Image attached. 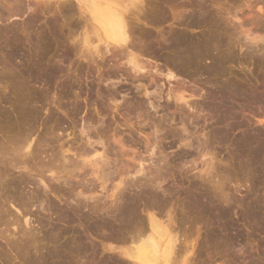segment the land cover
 <instances>
[{
  "label": "rangeland",
  "instance_id": "obj_1",
  "mask_svg": "<svg viewBox=\"0 0 264 264\" xmlns=\"http://www.w3.org/2000/svg\"><path fill=\"white\" fill-rule=\"evenodd\" d=\"M146 1L144 2V5H148L151 3L150 6L148 5L150 9L148 8V6H146V8L144 7V16L142 17V20L143 18H146V20L148 19V22L146 21V23L150 24L148 26L140 25V27H143V30H148L149 32H147L152 34V36L157 39H160V37H171L176 35V33H180V35H182L183 33V35H186L189 38V41L191 43L195 41L194 43H192L193 45L198 43L201 38L207 42L209 39L212 40L216 39L217 37V41H219L220 11L221 13H225V10L227 11V13H230V16L234 13V17L235 15H237L235 21H233L234 17L231 16L232 23L235 22L233 23L234 25L238 26V24H240L242 27L246 28H243V30L240 28L241 31H239V29L237 28L240 34L245 30L246 32L249 30L250 32H248H252L253 37L254 34H256V36H259L261 34V36L259 37L264 36V18L261 19L260 17H258L260 13H257V11H255L257 0H163L164 2H162V0H154V3H152L153 0H149L151 1L150 3L149 1ZM158 3H160L161 5ZM155 5H157L159 9L153 7ZM159 5L161 6V8ZM262 5V9L264 11V4ZM161 9L163 10L159 12V10ZM203 12H206L204 13L206 16H204ZM75 13H77V11H75ZM198 13L199 15L204 16L205 23L198 24L197 22H195L197 21L196 18H200L198 17ZM38 14L39 12L32 14L31 11H26V15L20 16L21 18H19L18 21L12 23L10 21L2 20L0 22V72H3V74L0 73V80L7 76L6 79L4 78V80L2 79L0 81V181H3V183L1 182L2 186H0V207L2 206V204H4V201L7 205H15L16 200L19 202L22 201L25 204V207L27 205L28 209H25L28 210L31 214V228H33L32 232H30L29 234L30 236L32 235L31 238L30 236H27V238H21V241L19 240L21 246L18 245L19 243H16L15 246L9 244V247L6 240L0 238V264H125V262L127 261L125 258L123 260V257L119 255V249L111 251L108 249V247L116 246V248L112 247L111 249L120 248L122 246V244L119 242L120 238L122 240V238H126L128 234L125 235L123 233V235L122 232H117L116 235L115 233H112L111 231L106 229V227L103 229V225L105 224L104 222L106 220L110 221V219L105 215V210L107 209L110 201L109 199H105L106 197L104 196L107 195L106 193L109 194L111 190V184L109 182L107 183V186H105L107 187L105 188L106 190L109 188L106 192L104 191L105 189L101 190L102 188L100 187V185L98 186V184L100 183L95 182L97 186L95 185V183L92 184V186H95L93 188L95 192V198H92V201L89 199L86 200V198L82 196V198H78L76 196L81 187H76L79 185L76 183L77 180L75 181V179L71 181L72 183L74 182V185H72L71 182L70 184L67 183L66 185L62 182H50L48 185L46 184L48 190L51 193H48L47 196H44V194H42L44 192L42 184L40 186L39 183V187H37L36 185L31 183V181H33L31 180L32 178L29 179L31 181H29L28 178H25L27 182L24 181V185V183L19 182L20 180L18 178V170L11 169V167H9L10 165L8 164L9 162H15L14 158L12 157L13 153L11 152V149L13 150L14 147L13 145H11V143L13 142L12 139H20L18 135L21 133L20 131L25 132L23 133L25 134V136H28V134L30 135V131H33V136H31L32 134L30 135L32 137L31 145L34 149V153L36 154L33 153V162L32 159H30V164L28 165L30 166V168L34 166L37 169L39 163H41L38 160H41L42 163L43 160H45L46 162L44 161L43 164L47 163V160H49L48 158L50 156L49 154H51V152H49L48 150L54 149L51 143L52 139L49 140L51 137L57 138L58 136L59 138V135H61L60 137L63 139H71L72 136L66 138L67 134H69L70 132L68 130H65L66 128H70L73 124V126L77 127L76 134L78 135L79 131L77 130L81 129L84 125V120L82 119H84L85 116L88 115H92V117L94 116V119L95 117L97 119L96 115L100 114V112L103 116L102 117L100 114L102 118V120L100 119V124L102 126L101 130L102 128L104 129V131L102 130L104 133L103 135L106 136L105 139H107V142L111 145L110 149L111 147L114 148V146H116L113 140H116L121 136L118 139H123L128 143L134 142L135 146L133 147H136V152L141 157V159L143 158V165L141 164V166H138L139 169H142L141 172L143 173L133 176L131 180H134V178H140L139 180L142 181V183L145 180L151 181L153 187L156 186V183H158V186L160 184L159 188L161 189H159V191L157 190V195L159 199H163L162 203L166 204L164 207L165 210L170 209L171 213L172 210L175 211L173 213V216L176 218V232H179L178 234L180 235V240L182 242L185 241V243L183 244H193L194 253L197 252V256L196 254L195 256L199 257V259L202 258L201 261H198V258L195 257V259H191L190 264L193 262H197L196 264H202V262L203 264H220L222 262L225 263L224 258L226 259L225 264H246L248 261L249 263L247 264H253V261L256 260V257L264 258V125H262L264 124L262 120L264 119V61L261 60L262 58H259L261 57L262 53L257 52L259 53L257 54L253 52L254 56L252 57V53L251 55L249 54L251 56L250 57L247 54L245 55L244 52H239V50L237 51L236 49L232 62L226 65L228 68H226L227 74L226 77H224L226 80H230L232 82L234 81L235 83L237 82V84L240 85L242 84L243 87H246L251 91H255L256 89L257 93L251 92L256 95L253 103L249 104L248 102H246L245 104V102L243 101L234 102L232 104L233 109L231 110V117L229 116L224 120L221 113L222 105L220 104V84L223 83L220 79V63H218V71L212 73L211 75L206 73V70H204L207 69L208 66H212L211 62H214V57H217L216 54L220 53V50L214 51L213 49V52L206 54H210L209 56L204 55L205 57L201 61V68L199 70H196L194 66H191L187 68V71L184 70V72L175 73L177 77L169 81H167V79L163 76L161 77L155 74V68L156 70H162L161 68H163V62L161 60H154L153 58L150 59L149 57H140L139 62H142L143 65L145 64L146 70L150 71L156 87L155 88L153 84V88L149 89L148 95L146 97L144 96V91L141 88L138 89L139 84L133 82L132 79H130L131 77L127 79L126 76H122L121 79L119 78L117 80H112L113 82L111 80H108L106 82L105 79H107L108 75L116 70L114 68L113 62L109 60V55L106 56L103 61L99 58H94V63L92 62V60H90L92 63L90 61H88V63L85 60L78 59L79 57L77 58L73 53H71V50L73 48V41L70 40H72L73 37L76 38L75 35H77V40L75 39L77 41L75 46L78 42L80 43L81 37L80 35H78L80 31L77 34L74 33L72 38H69V36H72V33L71 31H68V24L66 26H62L59 25L60 22L58 21V25H55L56 22H53L52 13L50 14L52 15V17L49 16V14ZM77 14L75 15V18H77ZM245 14L247 16H245ZM262 15L264 16V14H261L259 16L263 17ZM249 16H251V19ZM254 16L257 17L255 18ZM35 17L38 19H36ZM215 18L218 20H215ZM258 18H260V20H257ZM33 19L35 21L37 20L36 23L33 21ZM238 19L244 21L241 22ZM210 20L213 22H211ZM261 20L263 22H261ZM194 22L196 23L195 25L193 24ZM49 26H52L53 30L52 28H50L51 30L48 29ZM213 30L216 32L218 31V34ZM259 30L262 31L260 32ZM69 32L71 33L70 35ZM40 34L42 42H39L40 37L38 38V36H40ZM66 38L69 39L67 40ZM89 39L94 40L95 38L89 37ZM89 43H93V45L96 44L95 40L94 42L90 40ZM76 47H80V45H77ZM68 48H70L71 50ZM101 48L102 46L100 47V49ZM255 54L260 56L256 57L257 55ZM219 55L220 54H218V56ZM240 55L243 57H241ZM95 65H97L98 67ZM126 69H128V67H126ZM129 72L133 77L134 73L132 71ZM23 74H25L26 76ZM21 75L23 77H21ZM48 77L50 78L47 83ZM7 79H9L10 81ZM179 89H181L180 91L184 92L188 104L185 107L183 106V113L179 110L178 107V105L180 106L181 104L176 105L175 102L172 99H169V97L167 96V92H169V90L179 91ZM119 92L120 94L117 96V102L122 104V107L119 111H113V105H111L112 103H110L109 101L111 98L110 95H115ZM145 99H149L151 100L150 102H152L154 105L159 106L157 108L158 111L156 110V115H150V117L146 118L143 115L144 110H141L144 108L139 109L137 107L138 102L145 103ZM74 102L77 103V105H80L78 109L73 106L76 105L74 104ZM167 104H169V106L171 107H169V110L171 109L170 111L164 109L166 107L165 105ZM36 111L38 113H36ZM153 111L154 110H152L151 113H153ZM73 113L77 116L73 115ZM38 116L39 118H37ZM182 116H185V118ZM70 117L72 118V120ZM137 117H139L140 119ZM220 119L222 122L220 121ZM223 120L226 122H224ZM151 123L156 124L155 126H157V129L160 130L155 137L163 140L161 141V143L163 142L162 147L164 149L162 148L160 150L162 152L160 159L162 158V162L166 163V168L164 169L165 171L163 170V172L165 173L164 181L157 182V180H153V174L148 171L151 168L156 169L154 165L157 164L156 161L159 155L156 148L154 149V153H156L157 155L152 156L150 154H146L144 151L143 143L146 141V134L149 133V127L152 125ZM231 125L232 127H235H233V132L230 131V138L228 137V140H230L226 141L227 139H225L224 142L225 137H223V139L221 138V133L224 131L220 130H224L227 126L230 127ZM28 127H30V131L28 129V132L30 133L25 131ZM11 131L13 133L11 134V136H9ZM46 131L51 132L48 133V135L50 134L51 136H46ZM15 132H17L18 134ZM14 134L16 137L13 136ZM21 134L20 136H22V139L25 136ZM53 134L55 137L52 136ZM186 136L189 137L187 138V141L191 140V143L194 142L192 144V147L190 148L180 144L181 142L179 141V138H186ZM37 139L42 140L40 142ZM45 139H47V142L45 141ZM236 139H249L252 141V151H254V154L257 152V157L255 158V155L253 157L256 159V162H253L252 154L251 157L249 156V145L244 144L246 152L243 151V153H245V155L243 153H238L235 150L236 147L234 148V146L236 144ZM48 142L52 146L48 144ZM170 145L172 147H169ZM96 146L97 145H95V147ZM97 148L100 150V145L97 146L96 149ZM36 149L37 151H39V154H37V151L35 152ZM115 149H118L117 146L115 147ZM43 150H45V152L49 154L45 155L46 153ZM198 150H201L200 152H203L205 157L196 159L194 162L195 164L186 163L191 158L186 159V161L185 158L182 157L183 154L185 152H192L197 154V152H199ZM111 153L107 158L111 157L113 160L116 159V157L114 156V158ZM36 155H38L37 157H41L37 158ZM45 156L47 159H45ZM111 158L110 160L108 159V164H110L108 167L110 168L111 166L112 170L113 168H115V164L119 165L120 161H123L124 159H120L119 157L117 159V161L119 162L114 161V163ZM210 158H212V161H210L212 163H210L212 168L209 166L211 168V170H209V173L211 174H209V176L207 177L203 175V179L206 180V183L203 179H197L198 177L196 176H200V173L198 175V172H200V170L204 173V171L210 169H207L206 166V163L209 162ZM12 159L14 161H12ZM97 159L99 160V158ZM103 159H105V156L103 157ZM257 159L259 160V162H257ZM124 160L126 161L127 159ZM249 160H251V162ZM152 161L154 162L152 163ZM162 162L161 165L164 164ZM5 166H8L10 170L8 171ZM148 166L151 167L149 168ZM135 167L134 172L138 169L137 167L135 169ZM33 168L32 170L34 171L35 168ZM5 169L7 170L5 171ZM153 169L151 170L153 171ZM115 170H117V168H115L114 171ZM4 173L6 174L5 176L3 175ZM46 176L48 177V175ZM221 176H223V178ZM257 178L260 179L258 180ZM224 180L225 182L228 181L226 184L229 185L226 186L225 182H223ZM18 183L23 184V186H19ZM219 183L222 186L221 188H219L220 185L218 186ZM163 188H168L165 191H167L166 193L169 194L162 192L161 190H163ZM38 189L39 192L37 191ZM71 189L73 190V192ZM136 190L131 189V192H127V196L133 197L135 196L134 194L140 193L141 189ZM142 191L143 193H145V188L144 190L142 189ZM35 192L38 193L37 195H39V200L37 199L38 196H36V198L34 197L36 194ZM198 193L199 195H201V197L198 196L200 198H204L205 196L204 201L202 199L200 201V204L202 203V206L205 205L206 207V209L202 207L203 210H206L205 212L202 210L204 214L202 212L191 213V211L188 212V210L185 208V205L190 201L189 199L192 200L195 194L198 195ZM99 196L101 197L99 198ZM225 196L226 198H229V203L225 201L222 202L223 199H225ZM7 197L8 199L6 200ZM102 197L105 198L103 199ZM220 197L223 198L222 201H220ZM9 198L12 199L10 200ZM28 199L30 202L28 201ZM36 199L42 202L41 207L38 202L33 203V201H36ZM93 199L95 203H93ZM205 199H207L206 201H208V203L205 201ZM97 200H99V203L96 202ZM150 201L151 200H148V198L146 199L144 197V201H141L137 206V212H139V214H141L140 216H142L143 218H145V215L143 212H140V208L142 206L141 209L144 210V204L149 203ZM78 202L79 204H82L80 207H77ZM96 203L99 204L97 205L98 209L95 208ZM220 203L222 205L223 203H225L223 206H226V203L229 204L230 213H228V217L222 218V216H220ZM211 205L213 208L211 207ZM4 207L11 208L5 205ZM89 207L92 209L94 208L93 210L95 212L96 210L99 211L100 209L103 213L99 211L100 213L97 212L98 214H96L92 209H89ZM101 207H103L104 210ZM170 207H172L173 209ZM91 210L93 214L90 213ZM13 212L15 213V211L12 210V213ZM21 212L24 211L21 209ZM15 216L17 217V215ZM19 216L21 217V215H18V217ZM225 218L227 219V221ZM228 220H231L230 224ZM99 221L102 223L99 224ZM231 224H233V226ZM100 226H103L101 227L102 229L100 228ZM2 228L3 226H0L1 237L3 235ZM98 228L100 229L98 230ZM33 234L36 235L33 236ZM113 234L115 235L113 236ZM101 235L103 237H101ZM111 237L112 240H110ZM113 237H115L114 240ZM28 238H30L31 240ZM23 239H25L24 242L22 241ZM26 239H28V243L26 242ZM224 240L226 242H230L226 243L224 242ZM205 241L211 242L208 244V242ZM214 242H217L218 244L216 243L214 245ZM29 243H33V245L37 244V250L35 249L34 251V248L32 249V247H35V245L32 246L30 244V246ZM206 243L208 245V249L206 247ZM221 243L222 245H224L222 246ZM210 244L212 245V247L209 246ZM203 245L205 246L203 247ZM205 247L208 251H206ZM213 247L214 249H212ZM29 248L31 250H29ZM123 248H125V246H123ZM224 249L226 251H224ZM209 257L211 258L208 259ZM245 257L248 259H246ZM252 257L255 259L252 260ZM128 262L130 263L131 261ZM128 262H126V264H129ZM262 262L264 264L263 259H261V262L259 263L262 264Z\"/></svg>",
  "mask_w": 264,
  "mask_h": 264
},
{
  "label": "bare ground",
  "instance_id": "obj_2",
  "mask_svg": "<svg viewBox=\"0 0 264 264\" xmlns=\"http://www.w3.org/2000/svg\"><path fill=\"white\" fill-rule=\"evenodd\" d=\"M145 1L146 0H0V22L2 20L3 21H5V20L6 21H10L12 23L15 22V21H18L19 18H21L20 16L26 15V11H31L32 14H34L36 12H39V14L41 13L43 15H45V14L48 15L49 14V16H51V17L53 15L52 18H53V22L54 21L56 22L55 25H58V21L61 23V24L59 23V25H62V26H66L67 24L69 25L68 26L69 27L68 31H71V33H72L71 34L69 32V35L70 34L72 35V36L68 35L69 38L70 37L72 38L74 33L77 34L80 31V33L78 35H80L81 39H80V43L79 42L77 43V45H80V47H76L77 45L75 46V44L77 42L76 41L77 40L76 39L77 35H75L76 38L73 37L72 40H70V41H73L72 50L70 48H68V49H70L72 51L71 53H73L75 55V57H77V58L79 57L78 59H82V60H85L87 62L92 60V62H93L94 58H99L100 60L103 61V59L106 56L109 55L108 56L110 58L109 60L111 62H113L114 68L116 70L113 71V73L111 72V74H109L108 77L106 76L107 79H105V81L107 82L108 80L112 81V80H117L119 78L121 79L122 76H126L127 79L131 77L130 79H132L133 82H136L137 84H139L138 85L139 86L138 89L141 88L144 91V96H146V97L148 95L149 89L153 88L154 80H153V78L151 76L150 71L146 70L145 64L143 65L142 62H141L142 64L139 62L140 61L139 60L140 57H143V58L149 57L150 59L153 58L154 60H156V59L161 60L163 62V68H161L162 70H160V69L156 70V68H155L154 69L155 74H157L158 76H161V77L163 76L164 78L167 79V81H169V80L175 79V77H177L175 75V73L184 72V70L187 71V68H189L191 66H194L196 70H199L201 68L200 64H201L202 59L205 56H209L210 55V54L209 55H206V54L213 52L212 51L213 49H214V51L215 50H220V53H218V51H217V53L220 54V55L218 56V54H216L217 57H214V60L212 59L214 61V62H211L212 66L211 67L208 66L207 69H204V68L203 69L206 70V73L211 75L212 73H215V72L218 71V65H219L218 63H220V67H219L220 68V79L223 82L222 84H220V104L222 105L221 106L222 107L221 113H222V116H223L222 118L225 120V118H227V117H229L231 115V110L233 109L232 104L234 102L243 101V102H245V104H246V102H248L249 104L253 103V101L255 100L256 95H254L251 92H256L257 93L256 89H255V91H251L248 88L243 87L242 84H241L242 85L241 86L240 84H237V82L235 83L234 81L232 82L230 80H226L224 77H226V74H227V71H226L227 66L226 65L230 64L232 62L233 57H234V52H235L236 49H237V51L239 50V52L240 51L244 52L245 55L246 54L247 55H249V54L251 55L253 52H255V53L261 52L262 55L259 58L260 59L262 58L261 60L264 61V36L259 37V36H261V34L259 36L258 35L256 36V34L253 33L254 34V37H253L252 32L249 33L250 31L248 29L247 30L249 32L248 31L246 32V30H245V31H243L241 33L242 34L241 35L240 32H239V31H241L240 28L243 30L244 27H242L240 24H238V26L234 25L233 23H235V22L232 23L231 19H232V17H234L235 13L232 14L231 15L232 17H231L230 13L229 12L227 13V11L225 10V13L223 11H222L223 13H221V11H220V18H219L220 19V29H219L220 30V40L218 39L219 41H217V37L216 36H215L216 39H212V40L209 39L210 41L208 39H206V40L209 41V42L207 41L208 43L206 41H204L202 38L200 40L198 38L199 42L193 45L192 43H194L195 41L191 43L189 41V38L186 35H183V33H182V35H180V33L179 34L176 33V35L173 34L174 36L170 35L171 37H160V39H157V38H154L152 36V34L148 33L149 32L148 30L145 29L146 30L145 31V30H143V27L142 28L140 27V25H144V26L147 25L148 26L150 24V23L149 24L146 23V21L148 19L146 20V18H143V20H142V17L144 16L143 15L144 7L146 8V6H148V5L150 6V4H151L150 2L152 0L151 1L147 0L146 1V2L149 1L150 4H148V5L147 4L144 5ZM263 1H259V0L256 1V7H255L256 10L255 11H257V13L259 12L260 13L259 15L264 14L263 13L264 11L262 9V6H263L262 4H264ZM162 2H164V1L162 0ZM152 3H154V0H153ZM158 4H160V3H158ZM149 6H148V8L150 9ZM253 6H255V5H253ZM153 7L159 9L157 7V5H155ZM153 7H152V10H153ZM160 8H161V6H160ZM162 10L163 9L159 10V12L162 11ZM75 11H77L78 14L75 13ZM206 12H203V14L206 13ZM51 13H52V15H50ZM163 13H164V11H163ZM200 13H201V10H200ZM76 14H77V18H75ZM160 14H159V16H160ZM259 15H258V17H260L261 19L264 18L263 15H262L263 17H261ZM33 16H35V15H33ZM204 16H206V15L204 14ZM204 16L203 15L201 16L198 13V17H200V18L199 19L196 18L197 21H195L196 19L194 21L197 22L198 24L199 23L203 24V23H205L204 22L205 21ZM245 16H247V15L245 14ZM164 17H165V15H164ZM236 17H237V15H235V17L233 18V21H235ZM249 17L251 19V16H249ZM244 18H246V17H244ZM260 18H258L257 20H260ZM36 19H38V18H36ZM246 19H248V18H246ZM215 20H218V19L215 18ZM33 21L36 23L37 20L35 21L33 19ZM239 21H241V20H239ZM242 21H244V20H242ZM263 21L261 20V22H263ZM149 22H151V21H149ZM195 22L193 23L194 25L196 24ZM211 22H213V21H211ZM154 23H156V22H154ZM50 28H52V26L48 27V29H50ZM237 28L239 29V31L237 30ZM216 29H217V27H216ZM244 29H246V28H244ZM52 30H53V28H52ZM2 32H4V31H2ZM214 32H216V31H214ZM89 34H90V36H89ZM39 37H40L39 42H42L41 41V34H40V36H38V38ZM89 37L90 38L91 37L95 38L94 39L95 43H96L95 45H93V43H89L90 40L94 42V40L93 39H89ZM99 45H100V47L102 46V48H104V49H102V48L100 49ZM102 50H104V51H102ZM257 54H259V53H257ZM257 54H255V55H257ZM216 55H214V56H216ZM253 56H254V53H253L252 57ZM258 56H260V55H257L256 57H258ZM241 57H243V56H241ZM95 66H97V65H95ZM126 67H128V69H126ZM129 71H132L134 73L133 77L130 75ZM0 73L3 74V72H0ZM23 75H25V74H23ZM6 77L7 76H5L4 78L6 79ZM21 77H23V76L21 75ZM4 78H2V79L4 80ZM49 78L50 77H48L47 83L49 81ZM223 79H224V81H223ZM7 80H9V79H7ZM208 82H209V80H208ZM154 87H155V84H154ZM180 90L181 89H179V91L178 90L177 91L176 90L175 91H170L169 90V92H167V96L169 97V99H172L175 102L176 105L181 104L180 106L178 105V107H179V110L183 113V109H184L183 106L185 107L188 104H187V99H186V97L184 95V92H182ZM114 92H115V90H114ZM119 94H120V92L115 94V95L114 94L110 95L111 98H110L109 101H110V103H112L111 105H113V108H112L113 111L114 110L119 111L120 108L122 107V104L117 102V98H118L117 96ZM167 100H168V98H167ZM150 101L151 100L147 99L145 101V103L144 102H138V104H137L138 105L137 107L139 109L144 108V109H141V110L142 111L144 110L143 111V115L146 118L150 117V115H156L157 114L156 110L159 107L158 105L156 106ZM81 102H82V100H81ZM72 104H73V102H72ZM74 104H76V105H73V106H75L76 109H78V107H80V105H77V103L74 102ZM165 106L166 107L164 109L165 110H169V107H170L169 104H167ZM246 108H249V107H246ZM259 109H261V108H259ZM152 110H154L153 113H151ZM36 113H38V112L36 111ZM96 113H99V112H96ZM100 114L102 116L101 112H100ZM100 114L96 115L97 119H96V117L94 119L93 118L94 116L92 117L91 114H90L91 116H89V115L85 116V118L82 119V120H84V122H83L84 125L82 126L81 129L77 130V131H79L78 135L76 134L77 133L76 132V128L77 127L73 126V124H72V126L70 125L71 126L70 128H66L65 127L66 128L65 130L70 131L69 134H67L66 138H69V137L72 136L71 139H69V140L61 138L60 137L61 135H59V138H58V136L56 138L54 136V134L52 136L55 137V138H52V137L50 138L49 137L50 138L49 140L52 139L51 143H52L53 146L49 142H48V144H50L54 149H51L52 151L48 150L49 152H51V154L45 152L46 149L43 150L46 153L45 155H47V154L50 155V156L48 155L49 156V158H48L49 160H47V163H45V164H43L45 160H43V163H42L41 160H38L42 164L38 162L40 166L38 165L39 168L37 167V169L33 165L32 166L35 169L33 167L30 168V166L28 165V164H30L29 160L34 158L33 155L36 154V153H34V149H33L32 145H31V139H32L31 136H33V133H32L33 131H30V129H29L30 127H28L27 130H25V131L28 132V129H29V131L31 133L30 132H28V133H30V135L32 134L31 136L29 134H28V136H25V134H23L25 132L20 131L22 134L20 132L19 133L21 135L25 136L22 139H21L22 136H20V134L15 132V133H17L19 135V138L21 140L20 139H16V140L12 139L13 142L11 140V142L13 144L11 142L10 143L14 147V148L11 147V148H13V150L11 149V152L13 153L12 157L14 158L15 162H13V163L9 162L8 164L10 166L9 165L8 166L11 167V169L18 170V173H19L18 174V178L20 180V181L18 180L19 182L24 183V181H26L25 178L26 179L28 178V180L30 178H32L31 180H33V181H31V180H29V181H31V183H33L37 187H39V185L41 186V184H42L43 188H44V192L42 194H44V196H47L48 193H51L48 190V187H47V185L50 182H57V183L58 182L59 183L62 182L63 184L66 185L67 183L70 184V182L75 179V181L77 180L76 183L79 185V186H76V187H81L80 191L76 194V196L78 198L82 196V197H85L86 200L89 199V200L92 201V198H95V196H94L95 192L93 190V188L95 186H92V184L95 183V182L96 183L98 182V183H100V184H98V186L100 185V187L102 188L101 190H104L105 188H107L105 186H107V183L109 182L111 184V190H110L109 194L106 193L107 195H104L106 198L105 197H102V198L103 199L104 198L105 199H109V201H110L107 209L105 210V215L110 219V221H108V220L105 221L104 220L105 221L104 222L105 224L103 225L104 227L100 226V228L103 227V229H104L106 227V229H108L112 233H115L116 235H117V232H122V234L124 233L125 235L126 234H128V235L126 236V238L122 236L124 238V239L122 238V240L120 238L119 242L122 244V246H121L122 248L120 247L121 249L120 248L114 249V248H116V246L115 247L112 246V247H114L113 249H111L112 247H108V249L111 250V251L119 249L118 250L119 251V255L123 257V260L125 258L127 260L126 262L131 261L130 263L128 262L129 264H131V263H133V264H190L191 259H193V258L195 259V257L197 256V254H196L197 252L194 253L193 244L192 245L187 244V243L183 244V243H185V241L183 240L184 242H182L180 240V235L178 234L179 232H176V229H177V226H176V223H175L176 222L175 221L176 218L173 216V213L175 211L172 210V213H171L170 209L169 210L168 209L165 210L164 207H165L166 204L162 203L163 199H159V197L157 195L159 189H161V188H159L160 184L158 186V183H156V186L153 187L151 181L145 180L142 183V181L139 180L140 178H134V180H131L133 176H136L137 174L140 175V173H143V172H141L142 169L138 168V166H141V164L144 163L143 162V158L141 159V157L136 152L137 151L135 149L136 147L135 148L133 147V146H135V143L134 142L128 143V142H125L123 139H118L121 136L118 137L117 139L114 138L116 140H113L118 149L116 150L115 149L116 146H114V145H113L114 148L111 147V149H110L111 145L107 142L108 140L105 139L106 136L103 135L104 134L103 133L104 129L102 128L103 131L101 130L102 126L100 124L101 123L100 119L102 120V118H101ZM73 115H75V114L73 113ZM75 116H77V115H75ZM51 117H53V116H51ZM182 117L185 118V116H182ZM37 118H39V116ZM137 118H139V117H137ZM36 120H38V119H36ZM71 120H72V118H71ZM262 120L264 122V119H262ZM47 121H49V120H47ZM220 121H221V119H220ZM232 121H233V119H232ZM142 122H144V121H142ZM224 122H226V121H224ZM229 124H231V123H229ZM155 125L156 124H152L149 127V133L147 132L148 134H146L147 135L146 136V141L143 143L144 144L143 147H144V151H145L146 154H150L152 156L153 155H157L156 153H154V149L155 148H156V150H157V152L159 154L158 157H157V161H156V163H157L156 165L157 166L154 165L156 167V169L151 168V169H153V171L151 169H149V170L147 169L151 174H153V177H152L153 180H157V182H158V181H164V179H165V177H164L165 173L163 172V170L166 168V165H165L166 163L162 162L163 161V160H161L162 158L160 159V156L162 155V152L160 150L163 148L162 147L163 146L162 145L163 142L161 143V141H163V140L159 139L158 137H155L156 134L160 131V130L157 129L158 127L155 126ZM262 125H264V124H262ZM104 127H106V126H104ZM233 127H235V126H233ZM233 127L231 125L230 127L227 126L224 130H220V131H224V132L221 133L222 134L221 138L223 139V137H225L224 138V142H225V139H227L226 141L230 140V139L228 140V137H229V134L231 133L230 131H232L234 129ZM68 131H66V132H68ZM46 132H45L46 136L48 135V133H51V132H47V133ZM12 133L13 132L11 131L9 136H11ZM26 135H27V133H26ZM13 136H15V134ZM48 136H51V135L49 134ZM187 138H189V137L186 136V138L185 137L184 138L183 137L179 138V141L181 142L180 143L181 145H184V146L190 148V147H192V144L194 142L191 143V140L187 141ZM9 139H11V138H9ZM47 139H45V141ZM249 139H244V140H242V139H238L237 140L236 139V144H235L234 148L236 147L235 150L238 153H243V151L246 152L244 144H247V145L250 146V147L248 146V148H250V151H249L250 155L249 156L251 157V154H252V158L254 157V155H255V158H256L257 157V155H256L257 152L254 154V151H252L251 145L253 143ZM37 140H39V139H37ZM37 140H35V141H37ZM41 140H39V141L41 142ZM45 141H42V142H45ZM196 143H198V142H196ZM95 145H97V146L100 145L101 149L100 150L98 148L96 149L97 146L95 147ZM198 146H197V148H198ZM169 147H172V146L170 145ZM36 151H37V149L35 150V152ZM200 151L197 152V154L196 153H192V152H185L184 154L182 153L183 154L182 157H184L185 160L191 158L186 163H188V164L192 163L193 164L196 159H199L201 157H205L204 153L200 152ZM261 151H262V149H261ZM38 152L39 151H37V154H39ZM41 153H40V155H41ZM110 153L113 155V157L114 156L116 157V159H114V160L110 157L111 160H113V162L114 161L115 162H119V161H117V159L119 157H120V159H122V158L127 159L126 161L124 159H123V161L121 160L119 165L115 164V168H117V170H115V171H117V172L114 171L115 168H113V170H112L111 166H110L111 169L108 167L110 165V164H108L109 163L108 159L110 160V158H107V157H108V155L110 156ZM142 153H143V151H142ZM258 153H260V152H258ZM195 154H196V156H195ZM243 154L245 155V153H243ZM206 155H207V153H206ZM37 156L38 155H36V157ZM104 156H105V159H103ZM40 157H37V158H40ZM42 158H43V156H42ZM97 158H99L100 161ZM255 158H253V162H256ZM45 159H47L46 156H45ZM14 160L12 159V161H14ZM251 160H249V161L251 162ZM210 161H212V158H210L209 162L206 163L207 169L211 167L212 163ZM32 162H33V159H32ZM153 162L154 161H152V163ZM161 162L164 163V164L161 165ZM257 162H259V160ZM238 163H240V162H238ZM238 163H237V165H238ZM117 165H118V167H117ZM8 166L7 167L5 166V168H7L8 171H9L10 169L8 168ZM135 166L139 170L137 169L134 172V167ZM113 167H114V165H113ZM136 167H135V169H136ZM148 167L150 168L151 166H148ZM32 168L34 169V171L36 173L32 170ZM211 168L208 169V170L204 169V170H207V171H204V173H203V171L200 170V172H198V175L200 173V176H196V177H198L197 179H203V175H205L206 177L209 176V174H211V173H209L210 172L209 170H211ZM7 169H5V171ZM234 169H235V167H234ZM235 171H236V169H235ZM114 172H115V174H114ZM33 174H35V175H33ZM3 175L5 176L6 174L4 173ZM32 175H33V177H32ZM46 175H48V177ZM257 175H259V174H257ZM221 177L223 178V176H221ZM212 178H213V176H212ZM2 179H3V177H2ZM203 180L206 182L205 179H203ZM1 182L3 183L2 180L0 181V183ZM13 182H15V181H13ZM223 182H225V180ZM227 182H225V184ZM2 183H1L0 186H2ZM21 183H18L19 186L20 185L23 186V184H21ZM31 183H29V184H31ZM73 183H72V185H74ZM96 183H95V185H96ZM24 185H25V183H24ZM219 185H220L219 188H221L222 186H221L220 183L218 184V186ZM227 185H229V184H226V186ZM144 188H145V193H143V191H142V189L144 190ZM12 189H14V188H12ZM131 189H133V190L141 189V190H140V193H136L135 192L136 193V194H134L135 196L130 197V196H127V194H128L127 192H129V191L131 192ZM166 189H168V188H166ZM166 189L163 188L164 191L163 190H161V191L166 193L167 192V191H165ZM107 190L105 189L104 191L106 192ZM37 191L39 192V189ZM72 192H73V190H72ZM235 193H237V192H235ZM37 194L38 193H36L34 197L36 198V196H38L37 199L39 200V195H37ZM166 194H169V193H166ZM132 195H133V193H132ZM220 195H222V194H220ZM73 196H74V194H73ZM195 196H197V197H195ZM195 196L194 197L192 196L193 199L192 200L189 199L190 201L189 202L187 201L188 203L186 202L187 204L185 205L186 206L185 208L188 210V212L191 211V213L192 212H199V213L202 212L203 213V211L205 212L206 210H203V208H202V207H204L206 209V207L204 205L205 202L203 204L204 206H202V203L200 204L201 199L204 201L205 196H204V198H200L201 195H199V193H198V195L195 194ZM198 196H200V197H198ZM100 197L101 196H99V198ZM144 197L146 199L148 198V200H151L149 203L144 204V210L141 209L142 206H141V208L139 207L140 210H141L140 212L144 213L145 216L144 215L143 216L145 218L140 216L141 214H139V212H137L138 211L137 210V206H138V204L141 201H144ZM202 197H203V195H202ZM221 197H223V196H221ZM221 197H220V199H221L220 201H222V199H223ZM81 198H80V200H81ZM227 198L225 196V199H223L222 202L225 201V202L229 203L230 200H229V198L228 199ZM7 199H8V197L6 198V200ZM9 199L11 200L12 198H9ZM37 199H36V201H33V203L34 202H38L40 207H41L42 202L38 201ZM96 199H97V197H96ZM206 200L207 199H205V201ZM28 201H29V199H28ZM93 201H94V199H93ZM231 201H233V200H231ZM0 202H1V200H0ZM79 202H78V206L77 207H80L82 205V204H79ZM96 202L99 203V200H97ZM206 202L208 203V201H206ZM3 203L4 204L1 203L3 207L2 206L0 207V226H3V228H2L3 231L1 230L3 232V235L1 234L2 237L0 236V238L5 239L7 244H8V246H9V244L12 245V246H15L16 243L17 244L19 243L18 245H20L21 244L20 243V241H21L20 239L21 238H27V236L29 237L30 236L29 235L30 232H32L33 228H31L32 227L31 226L32 225V221H31L32 217H30L31 214L29 213L28 210H26V209H28L27 205L25 207L24 206L25 204L22 201L19 202V201L16 200L15 205H12V204H8L7 205V204H5L6 203L5 201ZM93 203H95V201ZM97 203H96V206L99 205ZM209 203H211V202H209ZM228 203H226V206H223L225 203H223V205L222 204L220 205V211L219 212H220V216H222V218L223 217H228V213H230V206H229ZM4 205L8 206V207H11V208H5ZM96 206H95V208L98 209V206L97 207ZM211 207H212V205H211ZM101 208H103V207H101ZM170 208H172V207H170ZM11 209L13 211H15L16 214L14 212L12 213ZM21 209L24 212H21ZM89 209H92V208L89 207ZM92 210H91L90 213H92ZM103 210H104V208H103ZM99 211L101 212L102 210L99 209ZM99 211L96 210V212L95 211L94 212L96 214H98L97 212H99ZM101 213H103V212H101ZM14 214L17 215V217ZM18 215H21V217L20 216L18 217ZM75 215H77V214H75ZM102 215H104V214H102ZM207 215H208V213H207ZM209 216H210V214H209ZM60 221H61V219H60ZM226 221H227V219H226ZM230 222H231V220L229 221V224H230ZM100 223H102V222L99 221V224ZM231 225L233 226V224H231ZM228 226H227V228H228ZM93 227H94V225H93ZM100 228H98V230ZM99 234H100V232H99ZM115 234H113V236ZM35 235L33 234V236H35ZM103 235H105V234H103ZM118 235H119V233H118ZM31 236H30V238H31ZM110 236H111V234H110ZM101 237H103V236L101 235ZM30 238H28V239H30ZM114 238L115 237H113V240H114ZM28 239H26V242H27ZM35 239H36V237H35ZM24 240L25 239H23L22 241L24 242ZM110 240H112V237H111ZM221 240H223V239H221ZM205 242H208V241H205ZM210 242H208V244ZM224 242H226V241L224 240ZM227 242H230V241H227ZM27 243H24V244H27ZM216 243L217 242H214V245ZM226 243H225V245H226ZM30 244L31 243H29V245ZM211 244L209 246L212 247ZM31 245L34 246L35 244L33 245V243H32ZM36 245H35V247H32V249L34 248V251H35V249L37 250V248H38V247L36 248ZM74 245H76V244H74ZM77 245H79V244H77ZM221 245H222V243H221ZM81 246H82V244H81ZM123 246H125V248H123ZM204 246L205 245H203V247ZM22 247H21V250H22ZM206 247L208 249L207 243H206ZM206 247H205V249H206ZM216 247H217V245H216ZM195 248H196V244H195ZM207 249H206V251H208ZM212 249H214V247ZM29 250H31V249L29 248ZM211 250H209V251H211ZM95 251H97V250H95ZM224 251H226V250L224 249ZM33 253H35V252H33ZM190 253H192V254H190ZM243 253H244V251H243ZM52 254H54V253H52ZM195 254H196V256H195ZM200 254H201V252H200ZM28 255H29V253H28ZM252 255H254V254H252ZM257 255H258V253H257ZM243 256H244V254H243ZM235 257H236V255H235ZM196 258H198V261L202 260V258L201 259H199V257H196ZM210 258L211 257H209L208 259H210ZM231 258H232V256H231ZM236 259H237V257H236ZM246 259H248V258H246ZM253 259H255V258L252 257V260ZM261 259H263V261H264V258L256 257V260H254L253 261L254 263L253 262L252 263L253 264H257V263L261 264V263H259V262H261ZM225 260L226 259L224 258V262L226 263ZM126 262H125V264H126ZM196 263L193 262L191 264H196ZM225 263L222 262L220 264H225ZM238 263H240V262H238ZM247 263H249V261ZM202 264H203V262H202ZM262 264H263V262H262Z\"/></svg>",
  "mask_w": 264,
  "mask_h": 264
}]
</instances>
